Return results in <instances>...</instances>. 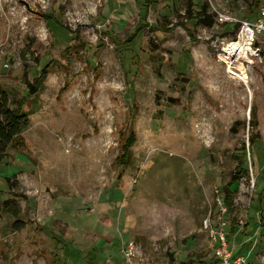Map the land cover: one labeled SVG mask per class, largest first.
<instances>
[{
	"label": "rangeland",
	"instance_id": "1",
	"mask_svg": "<svg viewBox=\"0 0 264 264\" xmlns=\"http://www.w3.org/2000/svg\"><path fill=\"white\" fill-rule=\"evenodd\" d=\"M209 2L239 21L264 6L0 0V86L28 118L0 161V264H124L128 242L134 264H218L203 220L224 197L229 243L264 264V53L219 62L233 26ZM180 22L196 43L159 31Z\"/></svg>",
	"mask_w": 264,
	"mask_h": 264
},
{
	"label": "built area",
	"instance_id": "2",
	"mask_svg": "<svg viewBox=\"0 0 264 264\" xmlns=\"http://www.w3.org/2000/svg\"><path fill=\"white\" fill-rule=\"evenodd\" d=\"M43 2L45 0H39ZM213 14L214 23L218 28L223 26H233L232 36L228 40L223 39L220 42L219 51L216 54L219 62L224 63L228 68V62L249 63L252 61L258 62L262 59L264 53V6H260L257 13L252 19L236 20L232 16L224 12L216 10L209 2ZM220 217L216 223V229L211 228L210 216H206L203 220V227L209 232L208 237L213 247V256L218 264H248L249 253L236 254L234 253V245L228 241V233L225 231L226 223L224 216L227 214V209L222 202L218 201ZM240 225L242 221L238 222ZM135 248L133 242H128L124 249L123 261L124 264H134Z\"/></svg>",
	"mask_w": 264,
	"mask_h": 264
},
{
	"label": "trees",
	"instance_id": "3",
	"mask_svg": "<svg viewBox=\"0 0 264 264\" xmlns=\"http://www.w3.org/2000/svg\"><path fill=\"white\" fill-rule=\"evenodd\" d=\"M143 1H144V6L142 9V17L145 19L147 12H148V7H149V5H151L153 3V0H143ZM205 8H206V6H203V8H202L203 12L205 11ZM42 18L46 22L49 21V18H47L45 16H42ZM205 18L209 19L207 17H205ZM206 19L202 21L203 24L206 26H210L212 21H210V20L206 21ZM165 21H167V20L165 19ZM173 27L182 28V30H184V32L187 34L191 43H196L198 41L194 37V35L192 34L193 28H191L190 26H188L187 24H185L183 22H180L178 24L177 23L173 24L169 28H166L164 30H159V31H162L164 34H166V33L171 32L173 30ZM47 71H48L47 68L42 70V75L35 82L36 85H34V84L28 85L30 92L34 93L36 91L37 86L40 85V83L44 79L45 75L47 74ZM10 106H11V102H10L9 95L4 90V88H2L0 86V161L3 159V157H4L8 147L10 146V144H12L15 139L20 137L21 133L24 132L28 126L27 115H25V114H23L17 110L11 109ZM251 114H252L253 119H250V121H249L250 128H251L250 137L248 139L249 145H251V143H253L255 141V139L259 138V136H260V134L258 132H255L257 125H258L257 124L258 121L256 119V114L253 111V109L251 111ZM129 139L125 143L126 145L123 148L122 155L117 158V161L120 164H125L128 160V148L133 141L132 136ZM238 179H239V176H236V178H233V182H237ZM222 204L227 210L231 208V203H230V200L228 197L223 198ZM18 225L19 224H16L15 226H18ZM227 233H228V235H230V234L236 235L237 234V232H235V230H233V229L232 230L230 229ZM64 249H67V248L65 247ZM67 252H68V250H67ZM237 252H238V247L236 250H234V253H237ZM207 264H210V263H207Z\"/></svg>",
	"mask_w": 264,
	"mask_h": 264
}]
</instances>
